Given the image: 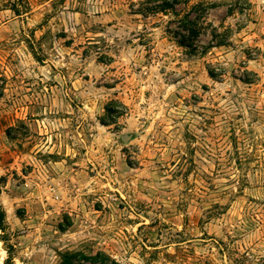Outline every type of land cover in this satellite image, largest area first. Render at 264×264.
I'll use <instances>...</instances> for the list:
<instances>
[{
  "label": "rangeland",
  "instance_id": "obj_1",
  "mask_svg": "<svg viewBox=\"0 0 264 264\" xmlns=\"http://www.w3.org/2000/svg\"><path fill=\"white\" fill-rule=\"evenodd\" d=\"M139 1L0 0V264H264V0L205 54Z\"/></svg>",
  "mask_w": 264,
  "mask_h": 264
},
{
  "label": "trees",
  "instance_id": "obj_2",
  "mask_svg": "<svg viewBox=\"0 0 264 264\" xmlns=\"http://www.w3.org/2000/svg\"><path fill=\"white\" fill-rule=\"evenodd\" d=\"M233 1V0H232ZM231 0L215 1V0H140L138 7L133 9L135 13L154 14V13H170L172 16L170 22H173L175 29H168V32L177 34L175 42L192 54H205L212 47L226 45L229 39L231 29H224L219 32L218 26L210 24L206 21V15L209 10H212L222 4H225V10L228 14L234 12L248 13L250 2L248 0ZM14 13H17V7H13ZM18 14V13H17ZM220 26V25H219ZM210 35L205 45L197 44L201 40L203 34ZM200 46V47H198ZM211 77H216L217 74L212 70H208ZM106 111L109 117L116 118L122 113L120 110H114L106 106ZM6 228L5 212L0 203V232L4 233ZM8 255L5 259V264H12V255L7 251ZM60 264H122L110 256L102 252L95 254H83L80 252H66L62 254Z\"/></svg>",
  "mask_w": 264,
  "mask_h": 264
}]
</instances>
